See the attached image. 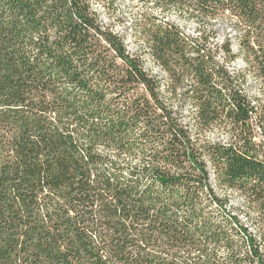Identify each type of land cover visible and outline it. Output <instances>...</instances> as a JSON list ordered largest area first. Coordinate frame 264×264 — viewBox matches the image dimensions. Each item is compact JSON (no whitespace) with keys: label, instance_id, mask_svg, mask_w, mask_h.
<instances>
[{"label":"trees","instance_id":"trees-1","mask_svg":"<svg viewBox=\"0 0 264 264\" xmlns=\"http://www.w3.org/2000/svg\"><path fill=\"white\" fill-rule=\"evenodd\" d=\"M152 3L0 0V264H264V0Z\"/></svg>","mask_w":264,"mask_h":264},{"label":"rangeland","instance_id":"rangeland-1","mask_svg":"<svg viewBox=\"0 0 264 264\" xmlns=\"http://www.w3.org/2000/svg\"><path fill=\"white\" fill-rule=\"evenodd\" d=\"M152 4V0H93V7L99 13L102 21L112 25L115 30L120 32L126 31V29L128 30L132 21L139 17L140 13L146 9L148 11H153V13H160L159 10H154ZM166 14L168 18L179 21L180 25L186 32H193L197 28V22L193 19L180 18L179 15L173 11H167ZM212 23L217 28H225L227 25L226 21L220 18L214 19ZM130 38L128 41L129 47H135L134 49H137L138 43H134L133 38H131V40ZM220 38H222L221 34ZM145 67L158 72V68L153 65L148 57L145 58ZM249 83L251 85L252 94H260L257 88L258 86L252 78L249 79ZM209 137L218 138V135L215 133L209 135ZM232 201L236 203L237 198L232 199Z\"/></svg>","mask_w":264,"mask_h":264}]
</instances>
